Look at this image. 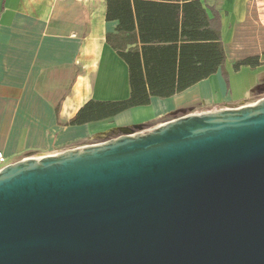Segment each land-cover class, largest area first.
<instances>
[{
  "label": "water",
  "instance_id": "water-1",
  "mask_svg": "<svg viewBox=\"0 0 264 264\" xmlns=\"http://www.w3.org/2000/svg\"><path fill=\"white\" fill-rule=\"evenodd\" d=\"M115 130L0 168V264H264V96Z\"/></svg>",
  "mask_w": 264,
  "mask_h": 264
},
{
  "label": "crops",
  "instance_id": "crops-1",
  "mask_svg": "<svg viewBox=\"0 0 264 264\" xmlns=\"http://www.w3.org/2000/svg\"><path fill=\"white\" fill-rule=\"evenodd\" d=\"M123 7L121 21L107 18V0H0V152L7 164L73 148L90 135L141 125L196 102L235 105L264 79V64L233 70L238 37L258 49L244 58L264 61V0H128ZM201 7L214 29L219 16L223 69L234 79L230 94L224 93L221 68L170 94L150 92L143 71L147 103L72 123L90 101L130 98V64L167 65L174 57L177 64L185 14L199 19Z\"/></svg>",
  "mask_w": 264,
  "mask_h": 264
},
{
  "label": "trees",
  "instance_id": "trees-1",
  "mask_svg": "<svg viewBox=\"0 0 264 264\" xmlns=\"http://www.w3.org/2000/svg\"><path fill=\"white\" fill-rule=\"evenodd\" d=\"M116 2H121V5L115 8ZM127 2L128 0H107V18H117L122 21L121 11L118 10H123L125 8L123 7V3ZM215 21H217L216 29H214L211 20L202 7L199 8V19H195L194 21L192 20L191 13L186 12L183 29L186 40L179 48L177 64L175 63L176 57H174L173 64L170 62L167 65L157 66L145 62L142 67L138 63L130 64V85L132 88L130 98L119 102L90 101L78 112L72 123L100 120L115 115L129 107L147 103L148 97L145 95L146 85L143 71L150 92L155 94H170L175 91H182L199 80L215 73L220 68L223 75H225L226 71L223 69V65L226 56L218 29L219 16L215 17ZM120 23L122 24L123 22ZM121 24L118 26L120 27ZM192 25L193 27L195 26L194 38L192 35ZM198 31L199 35H197ZM166 50L172 53L168 48ZM262 64H264V61L258 55L248 56L236 61L233 64V70L238 71L241 66L255 68ZM157 84H161L162 86L159 87Z\"/></svg>",
  "mask_w": 264,
  "mask_h": 264
},
{
  "label": "rangeland",
  "instance_id": "rangeland-1",
  "mask_svg": "<svg viewBox=\"0 0 264 264\" xmlns=\"http://www.w3.org/2000/svg\"><path fill=\"white\" fill-rule=\"evenodd\" d=\"M240 41L241 40L238 37V39L236 40V42L234 44V48H233V57L234 58L238 57V58H240L239 60H241L242 58H244V56L246 54L252 53L253 51H257L258 50V49H254L253 50V49L247 48L246 45H244L245 43H241ZM259 50H261V49H259ZM220 72H221V70H220ZM241 77L244 79L245 75L242 74ZM221 79H222V82H223V85H224V93L225 94H227V93L230 94V85H231V83L232 84L234 83V79L230 78V73L227 72V71H226L225 75H223L221 73ZM263 96H264V79L262 81H260L256 86H254L252 88V90L250 91V93L247 96V99L261 98ZM202 106H204L203 103L196 102V103L181 107V108L177 109L176 111H174V112H172V113H170V114H168V115H166L164 117L158 118L157 120L147 121V122H144L141 125L140 124L139 125L141 126V130H144V129L153 127V125L154 126L159 125V124H161V123H163V122H165V121H167L169 119H172V118H175V117H179V116H183V115H187L192 110H194L196 108H199V107H202ZM158 122H159V124H158ZM133 126L134 125L128 126V127H133ZM135 130H138V129H135ZM117 134H118V132L115 129H113L111 131H104V132L96 133V134L90 135V136H88L86 138H83L81 140H78V141L74 142L72 144V146L80 147V146L89 145V144H92V143H95V142H101V141H103V140H105L107 138L114 137ZM4 165H1V167L4 166Z\"/></svg>",
  "mask_w": 264,
  "mask_h": 264
},
{
  "label": "built area",
  "instance_id": "built-area-1",
  "mask_svg": "<svg viewBox=\"0 0 264 264\" xmlns=\"http://www.w3.org/2000/svg\"><path fill=\"white\" fill-rule=\"evenodd\" d=\"M6 158L5 156L0 152V165L6 164Z\"/></svg>",
  "mask_w": 264,
  "mask_h": 264
}]
</instances>
